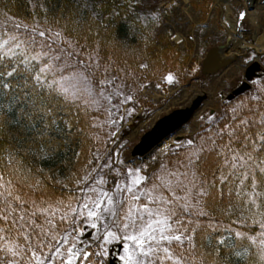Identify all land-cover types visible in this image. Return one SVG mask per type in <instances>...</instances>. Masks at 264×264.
<instances>
[{
    "label": "snow or ice",
    "instance_id": "1",
    "mask_svg": "<svg viewBox=\"0 0 264 264\" xmlns=\"http://www.w3.org/2000/svg\"><path fill=\"white\" fill-rule=\"evenodd\" d=\"M9 2L0 0V134L38 129L44 156L64 144L50 133L71 137L75 163L45 175L0 139V264H264V77L200 117L202 131L167 147L149 173L121 159L127 142L117 141L154 64L115 59L93 28L123 6L75 0L65 15L50 0H27L29 19ZM236 20L264 36V14L238 10ZM163 79L180 83L171 71Z\"/></svg>",
    "mask_w": 264,
    "mask_h": 264
},
{
    "label": "rangeland",
    "instance_id": "2",
    "mask_svg": "<svg viewBox=\"0 0 264 264\" xmlns=\"http://www.w3.org/2000/svg\"><path fill=\"white\" fill-rule=\"evenodd\" d=\"M179 1L180 7L171 14V20L167 22V25L172 28V37H178L177 40L173 38L172 40L177 44L182 43L178 47L182 55L188 57L186 67L189 69L197 62L199 73L194 77H183L178 84L169 85L166 82V89L148 86L146 92L142 94L143 98L136 104L134 115L123 124L117 141L118 143L127 142V148L124 150L121 159L125 160V162L135 161L137 164L143 162V164L149 166V173H151L153 168L157 167L153 163L154 158L162 159V152L167 151V147L174 146L176 142L175 137L189 138L199 131L202 124L200 120L201 115L206 116L210 112L220 113L222 96L226 97L230 90L237 87L244 80L245 68L254 60L249 59V57L255 54V59L257 58V50L253 45L255 32L257 31L254 30V26L245 28L243 22H240L242 32L247 33L248 44L246 47L236 51L235 54L239 55L237 60L213 76H201L200 65L206 52L213 47L224 45L229 39V33L221 23L222 8H220L221 5L218 4L217 0H212L213 6L211 10L209 9L204 14L200 1L206 0ZM132 3L137 4V1H133ZM139 3H156L161 13L167 7L169 8L173 4V1L139 0ZM229 7L232 20L237 22L236 16L238 10L248 9L249 5L246 0H230ZM204 21H207L208 24L202 31L201 28ZM260 63L262 66L264 65L262 61ZM200 94H205L207 100L186 126L180 129L174 136L166 139V143L163 142L162 146L155 148L145 157L140 159L131 158L130 154L133 146L138 143L140 137L150 129L158 118L173 110L187 106L191 99ZM151 96L153 97L151 98ZM136 119L137 121H135ZM181 141L185 140L182 139Z\"/></svg>",
    "mask_w": 264,
    "mask_h": 264
},
{
    "label": "trees",
    "instance_id": "3",
    "mask_svg": "<svg viewBox=\"0 0 264 264\" xmlns=\"http://www.w3.org/2000/svg\"><path fill=\"white\" fill-rule=\"evenodd\" d=\"M133 1L137 0H107L109 5L114 2L117 5L123 6L117 9L120 15L118 17H111L110 10H106L103 13V25L98 26L93 24L94 30L98 28L100 32L101 40L105 45V51L121 62L123 60L133 62L140 57L153 62L155 75L150 76L148 84H159V87L164 89H166V81L163 79V76L169 71L178 73L179 80L183 77L196 76L199 73L197 69L198 63L196 62L189 69L186 67L188 57L182 55L179 47L172 42V28L167 25V22L171 20V14L180 7V1L163 0L179 3V7L175 9L169 7L161 13L156 3H139L137 5L133 4ZM74 2L75 0H50V5L57 12L60 9H64V14L67 15L69 11L74 10ZM200 2L202 4V12L205 14L209 10L206 6L208 0ZM129 5H133V7L129 8ZM8 7L11 8V14L14 16L31 18V5L27 0H15L14 4L9 2ZM152 9H155L156 13L160 14V17L163 19L162 24L152 20ZM261 60L264 63V57ZM193 69L195 71H192ZM262 77H264V74L259 79ZM254 90V85H252V88L245 94L235 98L231 102H225L220 107V113L224 111L225 105L236 104L241 99L251 95ZM200 131H202L201 127L198 132ZM49 135L55 140L57 145L61 144V141H64V144L59 147L54 155L49 154L47 156L42 155L39 151L41 137L38 135V129L29 131L26 124L20 127H17L15 124L8 126L4 133L0 134V139L6 137L10 143L20 149L27 165L34 169H43L45 175L61 176L67 173L75 163L70 151V148L75 147V145L68 143L71 137H57V133L55 132ZM164 158L163 156L161 160ZM57 195H59V192H57Z\"/></svg>",
    "mask_w": 264,
    "mask_h": 264
},
{
    "label": "water",
    "instance_id": "4",
    "mask_svg": "<svg viewBox=\"0 0 264 264\" xmlns=\"http://www.w3.org/2000/svg\"><path fill=\"white\" fill-rule=\"evenodd\" d=\"M261 54H258L260 57ZM229 48V41L222 46L211 48L205 55L202 65L201 74L205 76L214 75L220 69L227 67L236 60ZM260 72V65L258 62H253L245 71V79L247 82L251 81L257 73ZM244 82L237 89H235L228 97L227 100H232L234 97L243 94L250 89V85ZM204 97H198L193 101L191 106L186 109H180L172 112L171 114L160 119L154 127L147 132L140 140V142L133 148L131 157H143L149 153L155 146H157L164 138L168 137L171 133L178 130L186 124L194 112L199 108Z\"/></svg>",
    "mask_w": 264,
    "mask_h": 264
},
{
    "label": "bare ground",
    "instance_id": "5",
    "mask_svg": "<svg viewBox=\"0 0 264 264\" xmlns=\"http://www.w3.org/2000/svg\"><path fill=\"white\" fill-rule=\"evenodd\" d=\"M189 0H185L188 2ZM218 4L221 5L220 8L222 12L221 23L227 29L229 33V48H231L233 52L240 50L247 46V33L242 32V25L237 24L236 21L232 20L231 18V11H230V0H217ZM249 5V14L250 16H260L264 14V0H246ZM254 5V6H253ZM225 20H228L232 27H229L225 24ZM255 31L256 28L254 29ZM254 32V31H251ZM254 47L257 52L264 51V36L259 35L255 32V40H254ZM166 143V142H165ZM162 146L159 145V147ZM164 147V146H163ZM162 147V148H163Z\"/></svg>",
    "mask_w": 264,
    "mask_h": 264
},
{
    "label": "flooded vegetation",
    "instance_id": "6",
    "mask_svg": "<svg viewBox=\"0 0 264 264\" xmlns=\"http://www.w3.org/2000/svg\"><path fill=\"white\" fill-rule=\"evenodd\" d=\"M223 99H224V97L222 96L221 102H222Z\"/></svg>",
    "mask_w": 264,
    "mask_h": 264
}]
</instances>
